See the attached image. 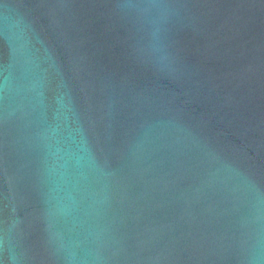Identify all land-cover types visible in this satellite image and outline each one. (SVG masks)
<instances>
[{"label": "water", "instance_id": "obj_1", "mask_svg": "<svg viewBox=\"0 0 264 264\" xmlns=\"http://www.w3.org/2000/svg\"><path fill=\"white\" fill-rule=\"evenodd\" d=\"M0 264H264V0H0Z\"/></svg>", "mask_w": 264, "mask_h": 264}]
</instances>
